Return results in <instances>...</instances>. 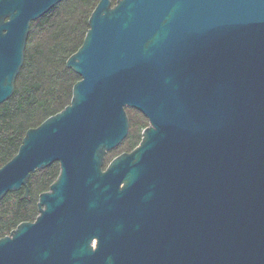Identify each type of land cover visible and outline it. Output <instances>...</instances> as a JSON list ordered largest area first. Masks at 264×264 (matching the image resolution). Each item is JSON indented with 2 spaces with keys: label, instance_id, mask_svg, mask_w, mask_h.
Listing matches in <instances>:
<instances>
[{
  "label": "water",
  "instance_id": "obj_1",
  "mask_svg": "<svg viewBox=\"0 0 264 264\" xmlns=\"http://www.w3.org/2000/svg\"><path fill=\"white\" fill-rule=\"evenodd\" d=\"M60 1L0 0V104ZM65 65L70 102L0 166L2 199L59 165L0 264H264V0H98ZM126 108L148 124L104 165Z\"/></svg>",
  "mask_w": 264,
  "mask_h": 264
},
{
  "label": "trees",
  "instance_id": "obj_2",
  "mask_svg": "<svg viewBox=\"0 0 264 264\" xmlns=\"http://www.w3.org/2000/svg\"><path fill=\"white\" fill-rule=\"evenodd\" d=\"M98 0H61L30 23L24 61L16 76L12 95L0 104V166L16 152L28 128L40 124L70 102L72 85L79 76L65 61L81 45L88 18ZM115 0H112L114 3ZM129 131L124 140L107 152L106 165L115 155L130 151L147 125L140 112L126 108ZM59 173L57 162L30 174L28 198L23 188L0 199V237L22 221L38 214V195L48 190Z\"/></svg>",
  "mask_w": 264,
  "mask_h": 264
},
{
  "label": "flooded vegetation",
  "instance_id": "obj_3",
  "mask_svg": "<svg viewBox=\"0 0 264 264\" xmlns=\"http://www.w3.org/2000/svg\"><path fill=\"white\" fill-rule=\"evenodd\" d=\"M131 109H133V108H131ZM134 110H136V109H134ZM136 111H138V110H136ZM139 112V111H138ZM141 113V112H140ZM142 114V113H141ZM148 124V123H147Z\"/></svg>",
  "mask_w": 264,
  "mask_h": 264
}]
</instances>
